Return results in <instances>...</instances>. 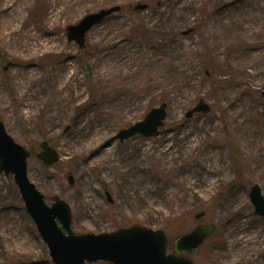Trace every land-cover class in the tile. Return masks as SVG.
Masks as SVG:
<instances>
[{
    "label": "rangeland",
    "instance_id": "1",
    "mask_svg": "<svg viewBox=\"0 0 264 264\" xmlns=\"http://www.w3.org/2000/svg\"><path fill=\"white\" fill-rule=\"evenodd\" d=\"M115 6L87 48L68 40L69 26ZM263 92L264 0H0V121L30 152L46 203L70 205L77 235L164 230L174 254L206 212L217 231L194 264H264L249 197L256 184L264 195ZM201 99L211 112L187 118ZM162 104L159 135L114 139ZM44 141L60 154L52 167L38 158ZM0 264H54L5 174Z\"/></svg>",
    "mask_w": 264,
    "mask_h": 264
},
{
    "label": "water",
    "instance_id": "2",
    "mask_svg": "<svg viewBox=\"0 0 264 264\" xmlns=\"http://www.w3.org/2000/svg\"><path fill=\"white\" fill-rule=\"evenodd\" d=\"M147 7L139 3L135 10H146ZM121 9V6H115L85 16L78 24L67 28L68 40L84 49L89 32ZM12 65L8 63L5 70ZM211 109V106L201 99L186 116L191 118L195 113L209 114ZM166 118L167 105L162 104L150 111L143 121L121 130L114 139L123 143L138 135L157 136L160 129L165 126ZM39 147L41 151L38 158L45 167H52L59 162V152L48 141L41 142ZM30 155L28 150L13 139L4 123L0 121V174L14 177L26 210L48 246L54 264H92L98 261L112 264H194L185 255L198 250L217 231L214 224H199L190 233L177 238L174 254H168L170 241L164 230L155 231L133 226L109 234L77 235L72 230L73 215L70 205L56 196L52 206H49L45 195L30 180L28 174ZM67 177L69 184L73 186L75 180L72 171ZM249 197L255 215L264 221L262 188L257 184L253 185ZM108 199L112 202L109 194ZM204 216L205 213L201 212L196 215V220H201Z\"/></svg>",
    "mask_w": 264,
    "mask_h": 264
},
{
    "label": "flooded vegetation",
    "instance_id": "3",
    "mask_svg": "<svg viewBox=\"0 0 264 264\" xmlns=\"http://www.w3.org/2000/svg\"><path fill=\"white\" fill-rule=\"evenodd\" d=\"M38 147H39V145H38ZM39 148H40V147H39ZM205 217H206V212H205V216L200 220L199 223L207 224V225H209V224H213V223H207V222H205ZM199 223H198V224H199Z\"/></svg>",
    "mask_w": 264,
    "mask_h": 264
}]
</instances>
